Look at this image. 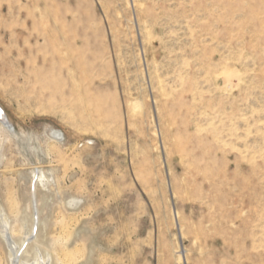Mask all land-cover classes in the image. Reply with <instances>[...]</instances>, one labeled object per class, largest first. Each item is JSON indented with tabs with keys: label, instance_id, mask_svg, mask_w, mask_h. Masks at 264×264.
I'll list each match as a JSON object with an SVG mask.
<instances>
[{
	"label": "rangeland",
	"instance_id": "obj_1",
	"mask_svg": "<svg viewBox=\"0 0 264 264\" xmlns=\"http://www.w3.org/2000/svg\"><path fill=\"white\" fill-rule=\"evenodd\" d=\"M0 105L54 264H264V0H0Z\"/></svg>",
	"mask_w": 264,
	"mask_h": 264
},
{
	"label": "bare ground",
	"instance_id": "obj_2",
	"mask_svg": "<svg viewBox=\"0 0 264 264\" xmlns=\"http://www.w3.org/2000/svg\"><path fill=\"white\" fill-rule=\"evenodd\" d=\"M7 117V113H6ZM8 121V118H7ZM9 122V121H8ZM12 136L19 137L17 132L13 129H10L9 125L6 121H0ZM48 135H52L53 137H64L62 133L54 128H48ZM64 139V138H63ZM36 171H34L35 173ZM36 181H39L41 184L47 183L48 177L45 172H41L40 174H35ZM34 200V199H33ZM35 205V201H33ZM35 208V207H34ZM36 211V210H35ZM34 225L31 227V230H28V226L24 223L25 227L23 228L22 237L19 240L14 239L13 233L11 231L10 222L5 216L4 213L0 214V235L3 238V242H5L8 247V252H10V264H54L53 257L41 249H39L38 244V235L34 237V227L41 224V221L37 219L36 212L34 214ZM41 247V246H40ZM33 252V254H32ZM33 255V257H31ZM31 257V258H30Z\"/></svg>",
	"mask_w": 264,
	"mask_h": 264
},
{
	"label": "water",
	"instance_id": "obj_3",
	"mask_svg": "<svg viewBox=\"0 0 264 264\" xmlns=\"http://www.w3.org/2000/svg\"><path fill=\"white\" fill-rule=\"evenodd\" d=\"M0 121H3V122L6 121L10 129H13V126L7 121L6 111L1 105H0Z\"/></svg>",
	"mask_w": 264,
	"mask_h": 264
}]
</instances>
